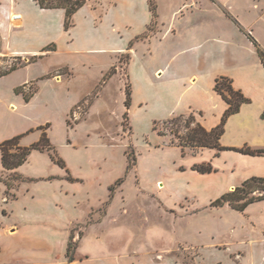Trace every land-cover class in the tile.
Instances as JSON below:
<instances>
[{
    "label": "rangeland",
    "instance_id": "obj_1",
    "mask_svg": "<svg viewBox=\"0 0 264 264\" xmlns=\"http://www.w3.org/2000/svg\"><path fill=\"white\" fill-rule=\"evenodd\" d=\"M153 4L157 16L123 54H54L33 69L60 73L20 115L26 127L50 122L55 153L34 151L17 172H5L0 158V180L12 185L0 181V264H68L71 238L75 259L96 263L142 254L183 264H234L239 255L233 253L254 249L247 243L255 237L247 218L229 207L213 208L208 201L215 183L189 166L190 155L202 149L187 148L183 158L178 135L187 134L191 115L159 121L154 130V111L125 106L126 92H132L130 49L151 75L169 62L184 68L198 53L184 50L211 35L212 27L235 24L211 0ZM127 30L132 35L141 27ZM22 64L1 58L0 73ZM114 65L117 72L110 75ZM27 89L32 94L36 86ZM12 99L8 93L5 102ZM7 104L0 106V125L16 119ZM55 154L65 168L51 159Z\"/></svg>",
    "mask_w": 264,
    "mask_h": 264
},
{
    "label": "crops",
    "instance_id": "obj_2",
    "mask_svg": "<svg viewBox=\"0 0 264 264\" xmlns=\"http://www.w3.org/2000/svg\"><path fill=\"white\" fill-rule=\"evenodd\" d=\"M94 1L89 0L74 15V26L65 31L64 9H42L36 0H0V59L14 58L26 63L0 78V106L7 104L5 98L10 93L14 100L7 104L8 111L16 118L8 125H0V143L23 135L21 144L31 146L42 137L43 132L39 128L50 124L47 121L26 127L25 119L20 116L22 107L32 105L38 99L45 83L59 79L57 70L45 74L33 73L41 61L54 54L90 55L106 51L123 54L153 18L150 0H99L97 8L92 3ZM211 1L220 6L223 16L233 21L235 27H212V34L204 35V39L198 37L199 32L205 34V31L196 30L199 42L182 53L192 50L198 53L187 60L184 68L182 65L172 68L169 62L165 68H158L151 75L135 58L133 49H130L132 58L128 66L132 84L130 109L148 113L154 111L153 122L191 115L205 129L216 128L229 107L215 90L216 79L222 76L229 78L234 89L250 100L227 120L220 139L221 146L227 150L203 148L196 155H190L194 160L189 166L207 164L214 169L212 173L197 174L215 183L211 190L214 194L208 202H214L251 178H264V155H247L234 150L243 147L264 149V65L252 40L264 50V0H239V7L235 3L238 0ZM15 15H20L21 19L15 21ZM128 27H141V31L131 35ZM173 32L176 33V30ZM48 47L53 50L45 51ZM32 58L37 60L30 63ZM114 68L117 72L115 65ZM30 85L36 86V90L31 100L26 102L24 95L18 94L16 89L23 88L26 93ZM29 137L32 141L27 143ZM224 207L231 208L228 205ZM239 213L247 218L252 235H255L247 238V243L255 247L249 253H233L239 255L234 264H244V261L246 264H264V200L250 204ZM72 264L183 263L157 261L152 256L143 257L141 254L134 257L109 256L97 263L89 258H76Z\"/></svg>",
    "mask_w": 264,
    "mask_h": 264
},
{
    "label": "trees",
    "instance_id": "obj_3",
    "mask_svg": "<svg viewBox=\"0 0 264 264\" xmlns=\"http://www.w3.org/2000/svg\"><path fill=\"white\" fill-rule=\"evenodd\" d=\"M38 5L42 9H64L66 11V19L64 29L65 31H69L73 26V17L74 15L86 5L88 0H36ZM150 11L153 14V17H156V8L153 4V0H150ZM255 46L257 47L258 55L264 65V50L260 47L257 41L252 38ZM133 42L130 43V48L132 47ZM53 50L51 47L45 49V51ZM37 60V58L30 59V63ZM25 66L22 64L21 66L14 65L9 70L1 72L0 78L4 77L11 72L17 70L20 67ZM116 69L114 68L110 75L114 74ZM215 90L222 96V98L229 105L226 110L222 122L219 126L212 130L205 129L200 123H197L195 117L191 116V122H187L186 129L187 134L184 136L178 135V139L180 142L178 143V147L182 149V154L186 156V149H203V148H212L217 149L218 151L227 150L220 144V139L225 131V125L230 116L237 114L240 111V108L243 104L249 103L250 100L246 98L241 91L234 89L232 81L227 77H219L216 79ZM18 94H23L25 101L29 102L34 95L25 93L23 88L16 89ZM127 100L125 102L126 108L129 110L132 103V92L127 91ZM127 115V114H126ZM264 116V115H263ZM181 118V117H179ZM171 120L164 121L166 123ZM154 130H157V121L154 122ZM194 125V126H192ZM50 124L46 126H42L39 129L43 130L42 137L39 142L32 144L31 146H22L21 139L23 135L16 136L12 139H8L0 143V153L1 163L3 170L5 172H17V170L25 165L30 156L34 151H38L41 153L44 152H54V147L51 144V141L47 134V129ZM159 135L163 136L164 134L161 131H158ZM237 152L247 155H264L263 150H253L250 147H243L240 149H234ZM51 159L60 165L62 168H65V163L57 157V155H51ZM193 170L201 173L208 174L214 172V169L211 165H195ZM21 179V177H17ZM2 183H4L8 189L12 188V185L6 180L1 179ZM258 193L259 195H252V193ZM264 200V178H251L245 181L241 186L236 187L233 191L227 192L223 194L220 198L212 202L211 206L213 208H221L225 205L230 206L232 209L238 212H244L246 208L255 202ZM73 238H71L70 243L68 244L66 257L68 259V264H72L75 260V251L76 244L73 243Z\"/></svg>",
    "mask_w": 264,
    "mask_h": 264
},
{
    "label": "built area",
    "instance_id": "obj_4",
    "mask_svg": "<svg viewBox=\"0 0 264 264\" xmlns=\"http://www.w3.org/2000/svg\"><path fill=\"white\" fill-rule=\"evenodd\" d=\"M20 19H21V16H20V15H15V16H14V20H15V21H18V20H20Z\"/></svg>",
    "mask_w": 264,
    "mask_h": 264
}]
</instances>
